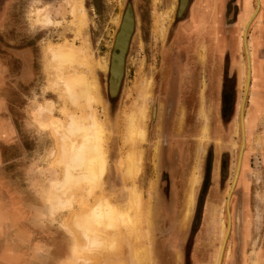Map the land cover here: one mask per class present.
Returning a JSON list of instances; mask_svg holds the SVG:
<instances>
[{
  "label": "rangeland",
  "instance_id": "rangeland-1",
  "mask_svg": "<svg viewBox=\"0 0 264 264\" xmlns=\"http://www.w3.org/2000/svg\"><path fill=\"white\" fill-rule=\"evenodd\" d=\"M81 1L85 14V25L80 36H75V27L70 25L72 16L68 12L69 6L65 4V0L0 1L1 16L4 18V25L0 26L2 47L7 50L32 46L35 55L32 79L30 82H24L21 94L14 98L11 106V116H13V121L19 130L22 142L21 144L10 143L4 152L5 159L0 163V175L5 182L0 180V190L4 188L7 192L4 198H1L0 195V233L5 232L7 235L12 230L16 237L29 236V230L20 225L23 220V224L30 226L33 240L38 245L35 251L39 254L35 259L36 264H74L77 257L84 256L76 250L80 239L78 233L71 226L72 215L85 213L95 203L99 195L104 199H111L127 207L131 204L130 190L135 189L140 196L136 206L141 214L142 221H140L143 228L139 229L137 246L151 251L150 264H262L260 252L255 248L256 239L252 242L251 248H248L249 252L248 250L244 251L245 253L241 252L243 259H241L240 250H237V246L236 248L234 245L232 247V242L227 246L226 244L232 226L230 208L234 188L239 181L245 190H243L244 192H247V187H249L247 178L240 176L241 169L245 170L248 167L245 162L242 165L248 139L246 127L251 126L253 119L261 115L263 111V102L259 92L264 90V73L262 70L264 61L257 58L256 50L264 43V0H260L261 5L258 3L259 10L256 7V0H240L239 10L230 7V12L239 11L237 21L240 26L236 25L235 28H232L231 21H229V25L225 27L226 38L224 39L227 42L223 41L222 44L225 43L226 47L228 43L231 44V49L234 44H237V41L240 44L239 51L237 49L231 51L233 57H229V61L233 60L234 56L239 57L240 55L242 57L244 54V60H241L236 67L238 79L236 92L238 97L242 91L243 95L238 109V122L232 123L229 128L223 124L224 129L221 127L219 130L222 135V138L220 136V143L217 142L218 144H216L215 142L213 148L207 147L206 149L207 153H211L213 150V157L216 160L217 151L220 150V147L227 148L230 162H227L228 158L223 161V158L219 156L217 159L221 158L222 162L219 164L217 179L209 178L205 185L199 186L197 194L196 188L200 183V175L198 166L194 164L196 157L193 153L194 147L199 144L200 130H198L199 125L197 124L201 122L200 115L198 111H195L193 115H182L180 114L182 106H177L175 112L171 113L168 119L164 117L162 122L164 105L159 95L165 54L175 46L170 38L172 37V25L178 0ZM207 2V0H191V7L188 9V11L191 10L190 20L194 28L186 36L189 37L193 33V49L200 45L197 36L200 33L201 36H204L207 30L209 31L211 28L210 22L205 16L208 10ZM128 3L132 5V9L129 8L124 13ZM44 9L50 11V19L58 22V25L45 27L35 23L36 11ZM179 9L181 10L182 7ZM256 10L258 11L257 14ZM199 13H201V20L198 18ZM252 13L256 16L254 15L255 17L249 24L245 25ZM132 16L134 17V28ZM130 19L131 24L128 25ZM125 23L127 28L124 45L118 47L121 52L112 60L113 71L116 73L119 67V57L126 46L128 28L133 29V33L123 56L121 73L117 79H115L116 77L113 79L111 76L112 47L116 35L115 44L117 46L118 36L121 35L122 25ZM196 26L197 28H195ZM244 26H246V31ZM222 28L220 25L219 29L214 32L217 38H222L220 36L223 32L221 31ZM228 28L229 33L227 32ZM218 31L219 34H217ZM64 41L73 43L76 47H83L84 45L83 48H85V54L89 59L90 68L78 66L74 69L87 76L86 78L89 80L97 82V96L100 103L93 107L97 117L104 123L105 127L107 173L102 190L101 188L96 189L92 194H87L88 196L85 195V192L80 191V194L73 196L69 206L59 208V206L52 204L53 196L50 189V180L59 178L61 171L60 167L55 164L58 155L57 140L50 130L41 128L36 122L37 119L35 120L37 118L35 115L40 106L45 108L46 106L49 107L50 104L52 105L51 116L64 122V113L73 110L67 105L68 103L61 91L57 88L54 89L51 85L48 54L45 50L48 45L57 46ZM245 45L251 59L249 76L247 75ZM224 48L225 46L218 48V50ZM222 50L217 53L219 65H221L220 52ZM11 71L15 74L19 72L17 64L16 66L12 65ZM109 76L111 77L110 82ZM250 80H252V84ZM108 87L112 96L118 94L111 101H109ZM248 94V110L245 115L244 106ZM156 104H158V114L153 121L155 115L153 109ZM133 108L135 111L143 108L146 110L145 134L142 141H138L133 147H129L123 144V114ZM212 112L215 113L214 125H217L220 119L216 105L213 106ZM14 113L16 115H13ZM180 118H183V121L187 123H182V128L175 131L177 121ZM190 122L192 123L191 129L188 125ZM243 122H245V130H243ZM174 124H176L175 127ZM180 124L181 121L178 125ZM193 124L197 125V131L193 132ZM172 127H174L175 132L171 130L169 133ZM222 130L226 132L223 133ZM206 135L207 127H203L200 139H207ZM209 141L207 140L205 143ZM263 141L264 136H258L255 144L260 147ZM239 144L237 163L231 179ZM130 150H134L136 170L132 176H127L128 179H126L124 173L127 165L124 158ZM163 154L166 160L164 163L161 162ZM197 162L199 165V160ZM207 174L209 173L206 170L204 177ZM195 178L196 182L194 183L193 179ZM251 181L253 188L250 203L253 206L252 223L256 228L254 230L260 232V226L264 222V187L260 179L253 178ZM9 187L18 192L21 191L23 194L19 195L20 198L18 199ZM201 187H204L205 192L203 208L202 211L200 210L198 222L194 223L197 201L201 191H203ZM231 187L232 189L228 194ZM192 189L193 201L188 213L186 203ZM209 197L211 202L207 206L206 202H208ZM21 201L23 204L35 205V208L32 211L23 212ZM238 201L242 202L241 197ZM238 201L236 196L232 198V203L236 204L234 216L240 208ZM245 202L248 203L249 199L247 198ZM148 213L151 223L147 227L146 215ZM248 219V215L244 213V215L239 214L236 220L237 225L240 223L242 225L243 236H245L244 232L246 234L249 231ZM117 223V228L114 231L109 229L107 233L115 232H110L112 234L110 236L116 238L117 250H119L116 258L131 264L134 256L131 257L130 242L127 241L126 231H123V226H121L122 223L120 221ZM232 224L235 225L234 219ZM233 226L234 232L231 233V236L235 235L234 238L236 239ZM117 229L118 232H116ZM148 232L149 236L147 235ZM224 232L225 238L222 241ZM131 244L133 243L131 242ZM259 247H262V244ZM246 260L248 262L245 263ZM92 262H96V260ZM149 263L143 262L142 264ZM0 264L23 263L13 248L5 246L0 252Z\"/></svg>",
  "mask_w": 264,
  "mask_h": 264
},
{
  "label": "bare ground",
  "instance_id": "bare-ground-1",
  "mask_svg": "<svg viewBox=\"0 0 264 264\" xmlns=\"http://www.w3.org/2000/svg\"><path fill=\"white\" fill-rule=\"evenodd\" d=\"M179 1L180 0H178V3ZM256 3V7L258 9L259 0L258 2L256 0ZM65 4L69 6L68 12L72 16V22L70 25L75 27V36H80L83 26L85 25V14L82 8V1L65 0ZM129 8L130 10L132 9L131 5ZM177 10H179V6H177ZM182 10L183 8L179 10V14L182 12ZM49 12L45 9L37 10L35 14V23L45 27L58 25V22H54L50 19ZM257 12L258 11L256 10V14ZM256 14L252 13L250 15L246 25L249 24V22L253 19V17L256 16ZM132 18L134 28V17L132 16ZM130 24L131 19L129 20L128 25ZM122 28L123 31L121 35L118 36L117 46L115 44L117 37L116 35L111 52V76L113 79L114 77H116L115 79H117L121 73L123 56L128 48L129 40L133 33V29L128 28V38L126 41V46L124 50H122V54L119 57V67L116 73V71H113L114 64L112 60L113 57L116 56L115 53H118V47L124 43L125 31L127 28L126 23L122 25ZM245 29L246 26L244 30ZM245 31L244 34L246 35ZM83 47H76L73 43L67 41H64L57 46L48 45L46 47L45 50L48 54V63L50 70L49 73L52 78L51 85L54 89L57 88L61 91L66 102L68 103L67 105H69L73 110L68 113H64V122L58 119H54L51 116L52 105L50 104L49 107L46 106L45 108L40 106L38 108V111L36 112L37 114L35 115L37 117L35 118V120L37 119L36 122L41 126V128L50 130L52 132V135L57 140L58 155L56 156V161H54L56 166L60 167L61 171L59 178H53L52 180H50V189L53 196L52 204L53 206H59V208L69 206L68 204L71 202L73 196L76 194H80V191L85 192V195H90L96 189L101 188L102 190L103 182L107 173V145L105 146V127L103 125L104 123L97 117L95 108L93 107L95 106V104L100 103L97 96V82L89 80L88 78H86L87 76L75 71L74 69L75 67L78 68V66L90 68L89 59L85 54V48ZM119 50L121 52V49ZM245 53L247 60V75L249 76V71L251 70V59L246 45ZM104 68L106 69V66ZM108 95L110 97L112 96L109 92V87ZM133 109H130L128 110L129 112H125V114H123V144L129 147H133L136 142L142 141L145 134L144 121L146 118V110L145 108H143L139 109L138 111H135L134 109L133 111ZM244 125L245 123L243 122V130ZM133 152L134 150L128 151L124 158V161H126L125 163L127 165L125 172L126 175L124 171L123 173L126 177L132 176L136 170V160ZM128 177L126 179H128ZM193 181L195 183L196 178L193 179ZM192 192L193 189L188 195L186 203L188 213L191 209L193 201ZM229 193L230 190L228 194ZM129 194L131 197V204L127 207L118 204L111 199H104L100 197L101 195H99L95 203L90 206V208H88L85 213L81 212L72 215L70 223L72 224V228H74V230L78 233V237L80 239L79 245L77 244L76 250L84 256L77 257L74 260L75 262L73 261L74 264H127L116 258L119 254V250H117V242L115 240L116 238L114 239L115 236H110L112 235L110 234V232L114 231L117 228L118 221L122 223L121 226H123V231H126L127 241L130 242L129 248H131V257L134 256L132 257L131 264H142L143 262H150L151 251L137 246L139 240L138 236L140 233L139 229L142 228L141 214L136 206V203L137 201H139L140 196L138 192L135 191V189L130 190ZM67 196L70 197L67 198ZM53 206L51 207L53 208ZM146 222L148 227L151 223L149 213L146 215ZM109 229H111L112 231H110L108 234L107 230L109 231ZM116 232H118V229ZM223 234L224 236L223 239H221L222 241L225 238V232ZM147 235L149 236V232L147 233ZM131 242L133 244H131ZM91 259L92 261L96 260V262H92Z\"/></svg>",
  "mask_w": 264,
  "mask_h": 264
},
{
  "label": "flooded vegetation",
  "instance_id": "flooded-vegetation-1",
  "mask_svg": "<svg viewBox=\"0 0 264 264\" xmlns=\"http://www.w3.org/2000/svg\"><path fill=\"white\" fill-rule=\"evenodd\" d=\"M1 1V0H0ZM207 14L205 16L207 17L208 21L210 22L209 25L211 28L209 31L207 30V33L204 36H201L200 33L197 36V41H199L200 45L199 47L193 49V33L187 37L186 35L189 33V31L193 30V23L190 20V14L191 10L188 11V9L191 7V0H189L188 5L185 9V11L181 14V16L178 15V10L176 12L175 10V19L173 21V32L172 37L170 38L171 41L174 42V47L172 50L169 49V51L165 54V59L163 61V70L161 72V86L159 87V95L160 98H162L163 102V112H162V122L164 121V117L168 119V117L171 115V113L175 112L176 107L182 106V112L180 111V114L188 116L193 115L195 111H198V114L200 115L201 122H199L197 125H199L200 135L198 138L197 146L194 147V155L196 157L195 165L199 168V175H200V183L198 187L196 188V194L199 186L205 185L206 181L211 178L213 180L217 179L218 177V171H219V164L222 162V159L219 158L221 156L223 158V161L226 160L225 158H228L229 151L228 149L223 146L220 147V150L217 151V157L216 160L213 157V150L211 153H207L206 149L207 147H212L213 144L220 143L222 135L220 134L219 130L226 124L229 128V125L234 124V122H238V109L240 105V101L242 99L243 91L240 94V97H238L237 90H238V79H237V71L236 74H228V68H229V57L230 51H233L234 49L240 50V44L237 41V44L233 45V48L231 49V44L227 45L222 42L225 41L224 38H226V26L229 25V21H231L232 28H235L238 24V12H230V7H234V9L239 10V3L240 0H207ZM1 3V2H0ZM249 3V2H248ZM259 3L261 5V1L259 0ZM130 4V3H128ZM131 5V4H130ZM127 6V5H126ZM132 6V5H131ZM178 6V1H177ZM134 12V11H133ZM201 13H199L198 18L200 19ZM2 12L0 9V26L4 25V18L1 16ZM202 15H204L202 13ZM203 18V17H202ZM221 19V20H220ZM249 19V18H248ZM201 20V19H200ZM220 20V21H219ZM221 25V28L223 31L220 35L222 38H217V35L214 33L219 29V26ZM246 25V24H245ZM240 26V25H239ZM197 28V26L195 27ZM245 28V26H244ZM225 30V33H224ZM229 28L227 29V32L229 33ZM219 34V31L218 33ZM223 39V40H222ZM189 43L187 44V42ZM2 43L0 42V53L6 54L9 58L15 57L17 59V66L19 67V72L17 73L18 78L21 79V84L23 85L24 82H30L34 73V61H35V55H34V48L32 46H25L22 48L17 49H7L5 47H2ZM130 46V45H129ZM225 48L219 49L222 50L220 60L221 65L218 63V48L224 47ZM243 57V59H242ZM242 57L239 55L240 62L241 60H244V54ZM15 64V66H16ZM202 73V74H201ZM219 73L221 76V79H219ZM243 88V87H242ZM120 91V90H119ZM118 95V94H117ZM116 95V96H117ZM116 96L110 97L109 101L113 100ZM248 97L247 95L245 106H244V113L246 112V109L248 108ZM216 105L217 108V114L220 119V121L215 124V113L212 112L213 106ZM205 106V107H204ZM179 110V109H178ZM184 110V112H183ZM153 111H155V115L153 117V121H155L156 115L158 114V104L154 107ZM179 121H181V124H179ZM227 121V122H225ZM177 126L175 131H179L183 124L187 123L186 121H183V118H180L177 121ZM245 123V122H244ZM184 124V125H185ZM176 124H174L175 127ZM189 128H192V123L190 122ZM197 125L193 124V132L197 131ZM166 126V125H165ZM174 127L170 128L169 133H171V130L174 131ZM203 127H207V139L201 140L202 136V129ZM231 127V126H230ZM235 127V126H234ZM236 129V128H235ZM245 130V125H244ZM174 131V132H175ZM223 133L226 131L222 130ZM240 135V132H238ZM245 134V132H244ZM221 136V138H220ZM225 137V136H224ZM207 140H210L208 143H205ZM248 143V141L246 142ZM207 144V145H206ZM206 145V147H205ZM239 146L237 147V152L235 155V163L234 168L232 171L231 179L234 175L236 163H237V157H238V151ZM207 154V155H206ZM206 155V158H205ZM213 158V160H211ZM205 159V161H204ZM197 160H199L200 164L198 165ZM247 159H242V165ZM162 163L166 162L164 158V154L162 155ZM205 162V163H204ZM227 162H230L229 158L227 159ZM205 164V165H204ZM247 164V163H246ZM213 165V166H212ZM261 167V165H260ZM194 168V166H193ZM231 169V168H230ZM207 174L204 177V174ZM249 170V167H247L245 170L240 171V176L247 178V171ZM231 171V170H230ZM243 172V175H242ZM1 176V175H0ZM209 176V177H208ZM241 179V178H240ZM0 180L3 181V179L0 177ZM249 187L247 192H244L245 190L242 187V184L237 183V185L234 188V191L232 193L231 197V225L233 226L232 222L234 219L235 225L233 226L236 233V239L234 238L235 235L232 237L231 233H233L232 226L230 227V232L228 236L227 245H229L232 242L233 245L237 250H240L241 259H243V254L241 252L247 251L248 248H251V245L246 246L241 243V237L243 238V231L241 233L239 224L237 225L236 220L239 216V214L246 213L249 217V231L252 232V207L251 206V197L253 196V188H252V181L250 178L248 179ZM3 183H5L3 181ZM5 185V184H4ZM10 190L14 192V195L20 198V193L11 187H9ZM201 189L199 200L197 201V212L195 213V221L194 223L198 222L200 210L202 211L203 208V201H204V187ZM232 187L229 189L231 190ZM244 190V191H243ZM0 194L4 198L6 195V191L3 189L0 190ZM246 193V195H245ZM195 194V197H196ZM211 196V195H210ZM236 196L237 201L239 200V197H241L242 202L238 201V205L240 208L237 213L234 211L236 210V204L232 203V198ZM0 198V199H1ZM249 199V202H245L246 199ZM229 199V198H228ZM21 200V199H20ZM210 197L208 198V202H206L207 206L210 205ZM21 209L23 212L26 210L32 211L33 208H35V205H29L27 203H24L21 201ZM195 206V205H194ZM206 206V205H205ZM194 210V209H193ZM20 225L25 228L26 230H29L30 234L27 237H16L13 235L14 231L10 230V236L13 237V239H16L19 241H23L24 246L26 249L22 252L27 257L28 255L30 257H34V244L35 241L33 240L31 228L28 225L23 224V221H21ZM241 233V234H240ZM248 236L251 235V233H247ZM245 235V232H244ZM20 236V235H19ZM229 247V246H228ZM250 250H248L249 252ZM232 252V250H231ZM245 253V252H244ZM249 256L247 257V259ZM34 259V258H33ZM224 261V260H223ZM222 261V263H223ZM35 262V260H33ZM245 263L248 262L247 260L244 261ZM24 264V263H23ZM36 264V263H35Z\"/></svg>",
  "mask_w": 264,
  "mask_h": 264
},
{
  "label": "crops",
  "instance_id": "crops-1",
  "mask_svg": "<svg viewBox=\"0 0 264 264\" xmlns=\"http://www.w3.org/2000/svg\"><path fill=\"white\" fill-rule=\"evenodd\" d=\"M256 53L257 58L261 60L263 59L264 61V43L262 44V46L257 48ZM231 57L233 56L231 55ZM238 58L239 57L234 56V59L230 60L228 69L230 75L234 74V72L236 74V67L240 62V59ZM16 63L17 59L15 57L9 58L5 53H0V163L5 159L4 152L7 149V146H10V143L13 142L14 144H21L22 142L19 136V130L17 129L13 121V116H11V106L14 102V98L18 97V94H21L22 91L21 79L18 78V74H15L11 71L12 65L15 66ZM262 70L264 73V63L262 66ZM250 82L252 84V80H250ZM259 93L263 102V111L261 115L256 116V118L253 119V123L251 124V126L246 127L248 143H246L245 146L244 158L247 159L246 163L249 167V170L247 171V178H250V180H252L253 178L260 179L264 187V141L260 147L255 144V140L258 136H264V90H261ZM247 110L248 108L246 109V111ZM244 114L246 115V112ZM13 115H16V113H14ZM19 193L20 195L23 194L21 191ZM251 224L252 232L248 231L249 233H251V235L248 236V234L246 233L243 238L241 237V243L249 246L252 244L254 239H256L257 242L255 248L256 250H259L260 256L262 258V264H264V222L260 226V232L255 231V226L252 222ZM239 226L242 233L241 223ZM9 234L6 235L5 232L0 233V252L5 246H8L10 248H13L14 252H17L22 263L35 264L33 260H35L39 255L37 252H35L36 246H38L37 243L34 244L33 259L29 255L27 257L24 253H22L26 249L23 241H21L20 239L19 241H17L16 239H13V237H11ZM260 244H262V247H259Z\"/></svg>",
  "mask_w": 264,
  "mask_h": 264
},
{
  "label": "water",
  "instance_id": "water-1",
  "mask_svg": "<svg viewBox=\"0 0 264 264\" xmlns=\"http://www.w3.org/2000/svg\"><path fill=\"white\" fill-rule=\"evenodd\" d=\"M188 2H189V0H180L179 1V7H182L183 8V10H182V12L179 14V10H178V15L179 16H181V14L185 11V9H186V7H187V5H188ZM130 7V4H127V6H126V8H125V13H126V11H127V9ZM119 33V32H118ZM117 52L118 53H120V50L118 49L117 50ZM118 53H115V55L116 56H118ZM110 79H111V77L109 76V82H110ZM112 97V96H111Z\"/></svg>",
  "mask_w": 264,
  "mask_h": 264
}]
</instances>
